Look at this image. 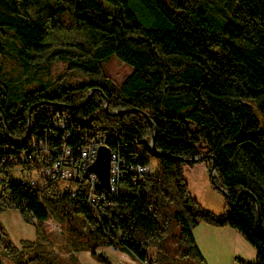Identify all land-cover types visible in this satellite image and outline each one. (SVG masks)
Listing matches in <instances>:
<instances>
[{
    "label": "trees",
    "instance_id": "trees-1",
    "mask_svg": "<svg viewBox=\"0 0 264 264\" xmlns=\"http://www.w3.org/2000/svg\"><path fill=\"white\" fill-rule=\"evenodd\" d=\"M139 2L146 19L129 0H0V56L28 74L46 61L66 62L64 73L30 89L0 71V214L17 210L35 229L18 247L0 227V253L13 264H77L58 252L47 218L64 226L76 249L102 261L96 249L112 245L156 264H208L194 233L204 223L237 229L255 248L245 263L264 264V0ZM111 54L132 67L120 83L103 72ZM73 73L91 79L72 84ZM93 87L99 90L83 103ZM56 110L81 129L117 133L127 158L149 170L139 177L127 170L112 205L89 203L83 185L71 195L60 182L42 189L17 182L15 165L50 163L21 154L33 140H54ZM153 130L161 155L150 146ZM80 139L67 138L75 152ZM61 143L53 141L54 151ZM206 153L214 181L237 200H227L221 215L192 196L184 175L192 162L179 158L202 155L211 172Z\"/></svg>",
    "mask_w": 264,
    "mask_h": 264
},
{
    "label": "rangeland",
    "instance_id": "rangeland-1",
    "mask_svg": "<svg viewBox=\"0 0 264 264\" xmlns=\"http://www.w3.org/2000/svg\"><path fill=\"white\" fill-rule=\"evenodd\" d=\"M129 3L139 17L146 19V17L142 16L144 10L139 0H129ZM101 63L103 72L116 83H120L132 69L130 64L124 62L115 54L109 55ZM0 71L11 77L14 81L20 82L23 89H30L42 83L51 82L64 73L66 71V62L63 60L46 61L42 69L36 74H28L21 71L19 64L13 58L0 56ZM90 79L88 76L73 73L67 80L72 84H81ZM205 165L206 163L203 161H193L190 164H184V175L192 196L201 206L211 210L216 215H221L225 212L228 205L227 198L218 187V183L212 180L211 172L206 169ZM15 175L20 176L21 173L16 171ZM43 223L63 259L67 260L72 257L77 264H108V261L111 264H140L133 254L123 250L121 247L117 249L110 246L97 248L96 254L102 252L108 259V261L99 260L89 250L76 249L72 243L71 235L62 224L51 218H47ZM0 227L18 247L20 246L19 241L21 239L35 238L34 225L23 221L19 212L14 209H7L0 214ZM225 227L230 229V233ZM225 227H216L219 228L218 232L214 230L204 232V229L200 228L196 231L195 237L207 263L246 264L245 262L254 260L255 248L253 245L237 229ZM149 252L153 256H156L155 248H151ZM0 259L2 261L1 264H13L1 253Z\"/></svg>",
    "mask_w": 264,
    "mask_h": 264
},
{
    "label": "built area",
    "instance_id": "built-area-1",
    "mask_svg": "<svg viewBox=\"0 0 264 264\" xmlns=\"http://www.w3.org/2000/svg\"><path fill=\"white\" fill-rule=\"evenodd\" d=\"M51 127L49 129L53 141H62L61 147L55 149L52 140H33L31 146L23 151L21 158L28 161L34 156L42 154L50 163L45 166L28 168L22 164L13 168L14 180L25 183L39 189L44 188L52 182L62 183V191H70L71 195L78 193V185L85 187V198L91 204L105 202L114 204L119 193L120 181L127 170H131L138 177L149 170L150 165L134 163L121 151L120 144L116 141L117 133L108 129L92 130V128L81 129L78 124L70 123V116L65 110H56L50 117ZM84 120H87L85 117ZM76 138L80 146L67 142V138ZM69 140V139H68ZM57 142V141H56ZM105 145L110 149L109 187H101L99 178L90 170L89 166L97 155L99 146ZM16 171L20 176H16ZM113 247L112 245L110 246ZM117 249V247H114ZM125 254V252H124ZM140 264H156L152 256L139 260Z\"/></svg>",
    "mask_w": 264,
    "mask_h": 264
},
{
    "label": "water",
    "instance_id": "water-1",
    "mask_svg": "<svg viewBox=\"0 0 264 264\" xmlns=\"http://www.w3.org/2000/svg\"><path fill=\"white\" fill-rule=\"evenodd\" d=\"M99 90V87H93V88H90L89 92L87 93V96L84 100L83 103H85L86 101L89 100V98L92 96L94 90ZM34 105H37V104H34ZM33 105V106H34ZM31 106L28 110V122L30 123V113H31V109L32 107ZM66 106V105H65ZM104 109L105 110H108V104H107V101H105V104H104ZM121 111H124V110H114V111H108L109 113L111 114H117ZM3 118H4V121L6 122V117L5 115H3ZM150 124H151V127L153 128V123L150 121ZM29 134V130H27L26 134L24 135L23 137V140L26 139V137L28 136ZM22 140V141H23ZM150 146L152 148V150L155 152V154L157 155H161L162 152L158 149H156L155 147V134H154V130L151 134V139H150ZM205 155L207 156H210L211 157V173H212V180L214 181V178H213V175H214V169H215V163H214V158L206 153ZM202 157V155H198V156H193V157H189V158H185V157H181L179 156L180 159L184 160V161H198L200 158ZM90 170L93 171L97 177L99 178V181H100V185L101 187L103 188H106L108 189L109 187V169H110V149L109 147L105 146V145H101L99 146L98 148V151H97V155H96V158L94 159V161L90 164L89 166ZM218 187L226 194V197H227V200L229 201L230 205H235L237 203V200L235 202L231 201V199L229 198V196L227 195V192L226 190L221 187L219 184H218ZM243 192H246L245 189H242L240 190V192L238 193V197L243 193ZM257 207V218H258V228L259 229H262V225H261V218H260V214H259V210H258V206ZM98 256L99 257H105L104 254H102V252H98Z\"/></svg>",
    "mask_w": 264,
    "mask_h": 264
},
{
    "label": "crops",
    "instance_id": "crops-1",
    "mask_svg": "<svg viewBox=\"0 0 264 264\" xmlns=\"http://www.w3.org/2000/svg\"><path fill=\"white\" fill-rule=\"evenodd\" d=\"M216 227H218V226H212V227H210V225H207V224H204V223L198 224V225L194 228L195 236H196V231L198 230V228H200V229H204V232H205V231L209 232L210 230H212V231L214 230V231L218 232L220 227H219V228H216ZM224 227H225V226H224ZM225 229H227V231L230 233V229H229V228L225 227ZM136 263H138V262H136Z\"/></svg>",
    "mask_w": 264,
    "mask_h": 264
}]
</instances>
